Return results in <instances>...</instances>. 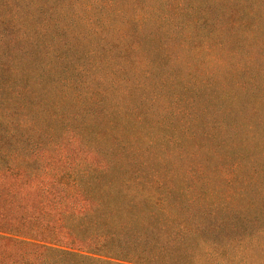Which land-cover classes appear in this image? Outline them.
I'll return each mask as SVG.
<instances>
[{
  "label": "trees",
  "instance_id": "1",
  "mask_svg": "<svg viewBox=\"0 0 264 264\" xmlns=\"http://www.w3.org/2000/svg\"><path fill=\"white\" fill-rule=\"evenodd\" d=\"M257 81L264 0H0L3 264H264Z\"/></svg>",
  "mask_w": 264,
  "mask_h": 264
},
{
  "label": "rangeland",
  "instance_id": "2",
  "mask_svg": "<svg viewBox=\"0 0 264 264\" xmlns=\"http://www.w3.org/2000/svg\"><path fill=\"white\" fill-rule=\"evenodd\" d=\"M258 9V8H257ZM259 10V9H258ZM215 35V33H214ZM85 37H89L85 35ZM258 50V49H257ZM258 67V66H257ZM258 78V77H257ZM258 82V87L259 89L264 92V81H257ZM65 145L68 147L72 148V143L71 142H66ZM76 147V146H75ZM79 152L81 150L82 152H85L88 150L85 146H79L78 147ZM78 157V154H77ZM86 157V155H85ZM87 157L91 160L94 155L90 153L87 155ZM91 157V158H90ZM7 188L9 189V194L8 196L5 194V190L0 186V221L6 217L7 219L13 220L19 216V211L16 208V205L19 203L18 200L22 198V204H28L29 209H31L33 206L37 204L36 199L39 200L37 190L33 187L31 189L25 188L20 189L18 188L15 190V185H10L8 184ZM15 194V195H14ZM20 205V204H19ZM62 245H65L67 247H72V248H77L79 247L78 242H72L70 241V237L68 236H63L61 237V242ZM15 245L13 242H10L9 240H3L0 238V264H3L6 259H13L16 257V250L14 249Z\"/></svg>",
  "mask_w": 264,
  "mask_h": 264
}]
</instances>
